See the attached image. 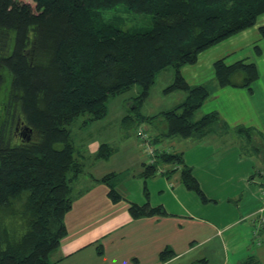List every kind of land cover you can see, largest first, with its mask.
<instances>
[{"label": "trees", "instance_id": "1", "mask_svg": "<svg viewBox=\"0 0 264 264\" xmlns=\"http://www.w3.org/2000/svg\"><path fill=\"white\" fill-rule=\"evenodd\" d=\"M120 4L152 14L151 26L108 24L103 10ZM263 13L264 0H0V264H53L52 255L68 232L65 215L85 190L78 186L83 168L71 142V124L85 114L90 120L105 117L110 96L139 84L138 108L156 75L174 66L175 79L164 92L185 91L184 100L136 119L164 126L152 142L163 141L162 136H202L218 125L230 130L218 111L199 119L195 114L217 88L252 90L260 76L257 64L217 60L216 84L210 88L191 85L180 70L205 49L253 27ZM235 128L251 135L252 127ZM100 147L99 157H107L109 147ZM155 157L153 164H144L147 178L163 164L175 165L185 186L208 201L180 152L169 149ZM116 176L100 178L114 202L123 199ZM129 210L136 218L167 214L163 205L149 202H132ZM173 256L171 248L161 253L163 261Z\"/></svg>", "mask_w": 264, "mask_h": 264}, {"label": "rangeland", "instance_id": "2", "mask_svg": "<svg viewBox=\"0 0 264 264\" xmlns=\"http://www.w3.org/2000/svg\"><path fill=\"white\" fill-rule=\"evenodd\" d=\"M103 17L108 24L123 29L133 27L146 29L151 26L153 19L152 14L133 11L124 4L103 10ZM262 26H264V13L258 17L253 27L240 31L205 49L199 54L195 63L182 66L180 70L182 75L186 76L185 78L191 85L204 84L210 88L216 84L214 64L217 60L224 59L226 63H233L244 59L247 62L258 63L259 73L264 79V35L260 28ZM258 48L261 49V53L258 52ZM174 79L175 68L169 66L156 75L149 96L140 103L138 108H134L136 106L134 97L139 95L142 87L136 84L131 90L108 98L105 117L90 120V115L85 114L79 116L71 124V142L78 149L83 168L81 178L85 177L87 180H91L93 177L90 176H96L107 168H113L117 175L114 178L116 188L125 192L129 197L140 196L143 198V192L139 194V189L137 185L135 186V182L141 183L142 180L139 175L137 178L135 177L136 171H134L142 167L141 159L144 161L146 159L141 137L143 132H147L149 137L153 138L156 130L163 132L165 129L162 124H157L158 120L152 123L136 121V119L140 115H154L168 110L184 100L187 94L185 91L180 90L169 94L164 92V89ZM231 88L237 91L244 87L232 86ZM256 90V99L252 103L242 98L238 99L234 92L230 96L221 95L220 104L225 103L226 108L230 111L234 109L235 101L237 104V109L234 111L237 113L233 115L230 112L229 117L236 120V124H230L234 120L229 122L230 130H224L221 125H218L214 131L202 136L183 138L174 135L161 138L163 141L160 145H175L183 157L187 158V164L193 168L195 176L201 181L202 189L210 203L208 214H212V209L217 204L234 210V214L231 216L226 215L227 212L225 213L226 221L236 218L245 220L244 216L247 213L242 209L246 210L253 206L260 207L264 199V138L259 136L261 133L259 126L237 123L238 118H243L252 119L257 122L256 124L264 126V86L257 87ZM213 94L208 98L207 105L217 101ZM217 105L219 104L217 103ZM244 107L248 109L246 114ZM202 109L204 108L201 107L196 112L195 119H199L203 115L205 109ZM130 115L135 119V122L127 120ZM238 125L252 127L250 131L252 136H249L246 131L239 132L236 128L234 129ZM175 138H179L180 142H177ZM103 144H106L110 149V154L105 158L99 157L98 154L101 150L100 146ZM138 156L141 158L137 163ZM167 168L164 167L160 170ZM180 171L181 169L178 170L179 174ZM81 178L78 181H81ZM190 193L195 195L194 192ZM153 196H155L154 193ZM199 197L202 199L201 196ZM219 212L222 213L223 210L220 209ZM259 241L260 239H258Z\"/></svg>", "mask_w": 264, "mask_h": 264}, {"label": "crops", "instance_id": "3", "mask_svg": "<svg viewBox=\"0 0 264 264\" xmlns=\"http://www.w3.org/2000/svg\"><path fill=\"white\" fill-rule=\"evenodd\" d=\"M262 78L260 73L252 84V90L240 88L236 91L232 86L216 90L213 97L217 101L207 105V99L202 105L205 109H202L203 114L218 111L228 124L233 120L230 124H236V120L229 117L230 112L233 115L237 113L234 112L236 101L230 111L225 103L220 104L221 95L230 96L234 92L238 99L252 103L256 99V88L264 86ZM244 110L246 114L248 109L244 107ZM237 123L259 126L263 134L259 136L264 138V126L252 119L238 118ZM158 134L160 131L156 130L154 136ZM175 140L180 142L179 138ZM163 146L180 152L175 145ZM140 158L138 156L137 163ZM141 163L142 167L134 171L135 177L139 175L142 180L141 183L135 182V186L139 194L143 192V198L129 197L117 189L123 199L114 202L108 195V184L100 180L104 175L115 172L113 168L90 176L93 177L91 180L81 178L79 188L85 190L76 195L73 207L65 215L68 232L52 255L53 264H264V199L260 207L242 209L247 213L245 220L226 221L225 213L231 216L234 210L215 203L217 206L212 209V214H208L210 203L185 186L181 171L179 174L175 165L163 164L169 171L162 169L147 178L144 175L146 159H141ZM132 202L163 205L167 214L136 218L129 210ZM220 209L224 213H220ZM99 246L102 253H99ZM166 248H171L174 256L163 261L161 253Z\"/></svg>", "mask_w": 264, "mask_h": 264}, {"label": "built area", "instance_id": "4", "mask_svg": "<svg viewBox=\"0 0 264 264\" xmlns=\"http://www.w3.org/2000/svg\"><path fill=\"white\" fill-rule=\"evenodd\" d=\"M142 131V130H141ZM141 137L144 145V153L146 154V163L153 164L156 161V154L161 151L169 150L166 146L159 143H153L147 132H143Z\"/></svg>", "mask_w": 264, "mask_h": 264}]
</instances>
